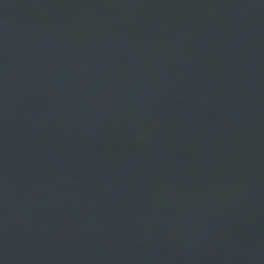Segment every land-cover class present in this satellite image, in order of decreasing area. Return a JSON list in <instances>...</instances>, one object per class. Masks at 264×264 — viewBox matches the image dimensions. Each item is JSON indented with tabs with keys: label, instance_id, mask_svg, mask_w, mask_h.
Segmentation results:
<instances>
[{
	"label": "water",
	"instance_id": "obj_1",
	"mask_svg": "<svg viewBox=\"0 0 264 264\" xmlns=\"http://www.w3.org/2000/svg\"><path fill=\"white\" fill-rule=\"evenodd\" d=\"M0 264H264V0H0Z\"/></svg>",
	"mask_w": 264,
	"mask_h": 264
}]
</instances>
